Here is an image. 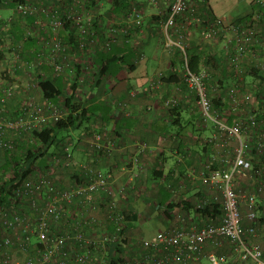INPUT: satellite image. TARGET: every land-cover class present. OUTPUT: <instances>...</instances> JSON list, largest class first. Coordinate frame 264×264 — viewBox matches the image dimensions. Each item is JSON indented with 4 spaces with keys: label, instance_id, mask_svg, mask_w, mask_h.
<instances>
[{
    "label": "built area",
    "instance_id": "2783aa9c",
    "mask_svg": "<svg viewBox=\"0 0 264 264\" xmlns=\"http://www.w3.org/2000/svg\"><path fill=\"white\" fill-rule=\"evenodd\" d=\"M113 1H19L17 12L32 20L27 38L48 33L39 40L40 52L34 59L25 58L24 51L20 55L21 44L12 46V15L2 22L6 34L2 37L0 32V48L6 52L0 66V164L5 153L12 154L16 149L18 135L32 137L33 131L67 118L70 109L63 103L74 92V83L78 86L73 101L84 100L86 86L97 72L92 60L97 50L109 51L115 44L130 42L138 45L137 60L145 58L139 45L148 35L145 6H159L161 0H133L120 15L113 13L111 6L102 13L106 3ZM166 1L168 7L157 22V31L165 37L168 48L181 50L183 78L194 93L202 119L213 123V141L228 149L222 160L215 157L206 161L199 172L211 193L197 206L220 205L221 220L198 224L179 216L180 223L151 237L124 232L125 214L132 213V200L141 189L133 183L138 173L132 171L128 181L116 188L113 172L94 165L92 157L78 159L74 139L69 137L50 150L44 164H37L28 176L7 187L8 198L0 201V264H200L203 259L222 264L227 261L226 255L206 252L205 248L209 244L220 248L227 243L241 260L262 264L264 245L254 238L259 235L257 199L264 193V89L262 95H256V85L246 84L242 72L247 60H256L264 72V0H251L258 9L240 22L211 18L199 9L197 0ZM62 29H68V37ZM195 31L199 43L223 44L224 60L235 71L236 81L227 86L221 100L227 99L232 111L214 105L208 72L190 68L189 49L196 40ZM62 75L70 79L63 95L58 99L46 97L41 81ZM163 83L160 74L153 86L160 88ZM213 89L220 94L218 86ZM11 97L18 104L15 115L4 104ZM167 104L175 106L176 99L171 97ZM119 105L126 104L119 101ZM89 138L91 156L95 151L110 152L116 144L106 129L93 131ZM232 141H236L233 150ZM150 152L146 143H139L124 167L136 166L139 171ZM66 169L73 172L70 185L64 184ZM3 175L6 180L13 177L10 170ZM239 175L254 181L255 189L237 191ZM132 185L137 193L129 191ZM243 209L250 224L243 225ZM261 237L264 242V233Z\"/></svg>",
    "mask_w": 264,
    "mask_h": 264
},
{
    "label": "crops",
    "instance_id": "0c3cea01",
    "mask_svg": "<svg viewBox=\"0 0 264 264\" xmlns=\"http://www.w3.org/2000/svg\"><path fill=\"white\" fill-rule=\"evenodd\" d=\"M197 5L201 11L210 9L215 16L229 19L248 16L256 8L251 0H197ZM145 7V23L156 27L157 22L165 15L168 2L161 0L159 6L147 3ZM159 11L162 13L159 14ZM154 26L146 27L148 35L140 41L145 58L137 60L138 54L134 46L120 42L112 54L116 53L121 59L110 64L108 75L102 78L99 85L93 87L87 84L82 102L89 109L91 120L74 131L78 135L72 133V138H77L74 142L75 155L80 160L92 157L94 165L112 171L116 178V188L121 182L128 181L132 171L138 173L133 183L137 188L141 186V189L131 203L136 221L149 216L163 225L159 231L180 223L179 216L188 217L189 221L198 224L219 222L221 218L202 219L194 208H188L187 205L194 207L200 199L210 196L211 191L202 183L199 172L206 161L215 157L222 160L228 149L213 141L214 125L203 121L194 93L182 79L179 51L168 48L165 37ZM63 33L68 37L66 30ZM195 36L196 40L191 43L192 50L201 44L197 51L211 53L214 48L216 56L220 53L224 55L222 43H199L198 31H195ZM98 59L100 61V57ZM220 71L222 77L226 76V85H230L231 80L224 67ZM160 74L164 77V83L160 88L154 87L153 81ZM216 76L221 78L218 74ZM68 77H59L63 87L70 81ZM132 91L136 92L134 96ZM171 97L176 99L175 106L167 104ZM119 101L126 105H119ZM221 102L224 111H232L227 99ZM229 117L232 122V115ZM101 129L108 130L110 139L116 144L110 152L95 151L91 156L89 137L93 131ZM139 143H146L152 150L144 156L143 167L139 171L136 166L124 167L137 152ZM235 144L236 141H232V150ZM72 173L70 169L64 170V184L70 185L74 181ZM255 186L254 181L245 175H239L237 191L253 190ZM129 191L138 192L133 185L129 187ZM257 211L259 235L254 240L264 245L261 237L264 233V193L258 196ZM154 213L156 216H153ZM243 217L244 223L250 224L245 209ZM133 231L136 234L142 232L136 227ZM205 250L226 255L227 261L222 264H260L253 260H241L228 243L220 248L209 244ZM207 261L203 259L200 264H209Z\"/></svg>",
    "mask_w": 264,
    "mask_h": 264
},
{
    "label": "trees",
    "instance_id": "16d2710c",
    "mask_svg": "<svg viewBox=\"0 0 264 264\" xmlns=\"http://www.w3.org/2000/svg\"><path fill=\"white\" fill-rule=\"evenodd\" d=\"M19 1L27 2V0H0L1 36L4 37L6 34V31L3 30L2 22H5L6 18L12 15V19L9 24L11 44L12 46L21 44L23 49L20 50L22 53V54L20 53V55L23 56V51H24L25 58L26 57L30 58L32 56V58L34 59L37 57L36 54L40 52V50H38V47L41 46L38 43L39 40L42 37H44V35H48V33L46 32L41 33V35L36 36L32 39L27 38V32L29 30L28 28L32 26V20H30L31 17L24 18L20 13L17 12L16 6ZM35 1L40 2L47 0H35ZM132 1L133 0H114L113 3L110 4L111 10L113 13L120 15L125 10L126 11L128 10L129 4ZM254 6L256 7L254 10L258 9V6L256 5ZM260 10H263V8H261ZM205 12H207L211 18H214L215 15L212 13L210 9H207V11ZM247 18H250V15L242 18H233V19H235V21L240 22ZM149 24L147 25V23H145V26L147 28H153L154 25L151 24L149 25ZM65 40L69 42L75 41L74 38L73 39L65 38ZM123 43L127 45H133L130 42L128 43L123 42ZM207 43L211 44L210 41H208ZM117 46L119 45L115 44L112 47V49L109 51L97 50L95 56L93 55L92 60L95 66L97 64L96 66L97 72L95 73V77L93 82L91 83V86L94 87L95 85H99L100 82L102 81V78L105 75H108V71H110V64L114 62L116 63V61L119 58L121 59V57L118 56L116 53L112 54L113 50ZM133 46L135 51H137L138 45H133ZM200 46L201 44H199L195 48V50H192V47L189 49L190 68L197 72H201L203 70H206L208 72L209 77L207 78V84L209 87V93L212 97L214 105L217 108L223 110L224 106L222 105L221 98L226 91L227 85L225 79L226 76L222 77L220 70L222 67H224L226 75L228 73L227 76H229L231 82L236 81V78L234 77L235 71L231 69L228 63L224 60V55L222 53H220L219 56H216L214 54L215 49H212L211 53L210 51L209 52L197 51L200 49L199 48ZM175 50L179 51L178 53L180 56V66L182 68L181 74H182V79L184 80L183 78L184 64H183L182 52L180 49H175ZM5 52L6 51L4 49L0 48V66H2L1 61L4 59ZM99 57H100V61L98 59ZM136 57L138 58L139 56L137 55ZM122 60L124 61V59ZM256 62H257L256 60L255 62H250L247 60L246 64L243 65L242 75L244 77V82H246V84L250 86L256 85L254 92L256 95L259 96L262 95L264 89V72H261L257 64L258 62L257 63ZM131 68H133V65L131 66ZM5 71L6 70H4V72ZM217 74L221 78H218L216 76ZM216 77L218 80H216ZM77 86L78 84L74 83V88H73L74 92H72L71 95L64 98L63 104L70 109V114L67 116V118L62 119L56 122L55 124H51L42 130L33 131L31 133L32 137L25 136L24 134L18 135L16 137V149L12 152V154L10 153L8 154V152L5 153V156L2 159V163L0 164V195H1L0 201H3V199L8 198L9 190L7 187L11 186L13 183L18 182V180H20L21 178L28 176L33 170L34 166H36L37 164L40 165L44 164L43 161L49 154L50 150L60 142L64 141V139L69 134V132L79 130L89 123V121L91 120V117L88 114L89 109H86L84 107L83 102L78 103L73 101L74 97H76L75 91L77 89ZM215 86H218V91L220 92V94L215 95L216 91L213 89ZM41 88L43 89L45 96L52 99H58L64 93V87L62 86L61 79H59V77H56L54 79L50 77L45 80H42ZM1 97H2V91L0 90V100ZM4 104L8 107L9 111L13 113V115L17 114L15 112V109L18 107V104H17V100L14 97L7 99ZM229 122H231L230 117H229ZM8 170L11 171L13 177H10V179L6 180L4 179L3 173ZM194 205H195L194 207H192L193 205H189V204L187 206L188 208H194L198 216H200L202 219L212 218L215 220L221 218L223 215V211L220 205L209 204L203 208H199L197 206V203ZM125 217L127 220V224L124 227V232L133 231L134 229L133 224L136 221V216L134 215V213H127L125 214ZM248 223H251L249 219H248ZM243 225H247L244 223V217H243ZM117 249L118 251H121L119 248ZM263 260H264V254H263ZM107 263L114 264V262H109V261Z\"/></svg>",
    "mask_w": 264,
    "mask_h": 264
},
{
    "label": "rangeland",
    "instance_id": "374dc122",
    "mask_svg": "<svg viewBox=\"0 0 264 264\" xmlns=\"http://www.w3.org/2000/svg\"><path fill=\"white\" fill-rule=\"evenodd\" d=\"M106 7L107 8H110V4L109 3H106L105 7L103 9H101V12L102 13H105L106 12ZM159 45L162 47L163 45L160 44V42L158 41ZM163 48V47H162ZM148 52V50H147ZM149 53V52H148ZM77 131V130H76ZM72 133L73 135H78V134H74L75 132L72 131V132H69V134L66 136L65 139L67 138H71L72 137ZM66 134V133H65ZM77 140V138L75 137V140H73L74 142ZM243 179H246V178H243ZM153 216H156L155 213L153 214ZM142 219L141 220H137L134 222L133 226L136 227V228H140V230H142L141 236H147V237H151L153 236L156 232L159 231L160 228H162V224L158 223V222H155L153 221V219H151V217L149 216H146V217H141ZM153 221V222H152ZM151 233V234H149ZM206 263H209L208 261ZM210 264V263H209Z\"/></svg>",
    "mask_w": 264,
    "mask_h": 264
}]
</instances>
